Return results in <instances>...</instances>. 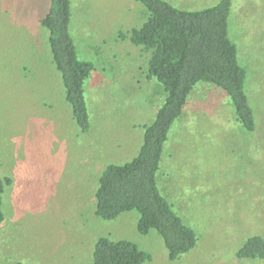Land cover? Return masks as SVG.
<instances>
[{
    "label": "rangeland",
    "instance_id": "obj_1",
    "mask_svg": "<svg viewBox=\"0 0 264 264\" xmlns=\"http://www.w3.org/2000/svg\"><path fill=\"white\" fill-rule=\"evenodd\" d=\"M166 1L194 11L220 0ZM71 2L79 58L94 65L84 87L87 133L72 117L40 24L50 0H0V176L13 180L4 196L0 264H89L100 237L136 244L152 256L147 264H264L236 256L246 239L264 235V0H233L229 22L248 71L256 130L237 123L219 89L200 83L164 146L158 187L198 233L196 247L177 261L155 231L138 233L136 212L115 221L95 216L102 171L138 154L144 126L165 98L146 79L149 55L119 37L142 26L147 11L135 0ZM92 14L99 30L85 28Z\"/></svg>",
    "mask_w": 264,
    "mask_h": 264
},
{
    "label": "trees",
    "instance_id": "obj_2",
    "mask_svg": "<svg viewBox=\"0 0 264 264\" xmlns=\"http://www.w3.org/2000/svg\"><path fill=\"white\" fill-rule=\"evenodd\" d=\"M147 11L146 21L120 39L148 54L146 79L164 91L155 119L144 126L138 154L124 164L109 163L100 175L95 193V216L115 221L136 212L137 231H155L163 240L170 261L193 250L198 233L189 227L158 187L163 149L173 125L180 120L200 83L219 89L228 98L234 119L248 132L256 130V117L246 85L248 71L241 64L237 45L229 35L233 0H220L201 10L178 8L166 0H135ZM71 0H50L40 24L49 32L52 61L59 72L65 99L79 129L87 133L91 118L85 84L94 65L79 58L70 31ZM13 180L0 176V225L5 222L4 196ZM239 260L264 261V235L246 239ZM152 256L127 240L97 239L89 264H147ZM21 264V263H19Z\"/></svg>",
    "mask_w": 264,
    "mask_h": 264
},
{
    "label": "crops",
    "instance_id": "obj_3",
    "mask_svg": "<svg viewBox=\"0 0 264 264\" xmlns=\"http://www.w3.org/2000/svg\"><path fill=\"white\" fill-rule=\"evenodd\" d=\"M71 4H72V2H71ZM71 9H72V7H71ZM46 10V9H45ZM93 10H95V12H97V13H99L101 16L103 15L104 16V12L102 11V10H100L99 8H93ZM71 12H72V10H71ZM45 16V15H44ZM73 16V15H72ZM87 17H90L89 15H87ZM92 17H93V19H92V21L90 20L89 21V25L87 26V25H85V28H88V29H90L91 31H96V30H99L100 28H98V29H95V28H97V26L96 25H98V24H100V23H95V21H100V19L98 18V17H96L95 15H93L92 14ZM72 18V17H71ZM107 18H110L109 16H107ZM103 25H106V24H103ZM90 27H92V28H90ZM76 28H74V32H75V34L77 33V34H80V32H81V30H80V32L78 33L76 30H75ZM104 31H105V29H103ZM110 29L108 28V30L107 31H109ZM104 31H102V32H104ZM101 36H104L105 37V34L103 33V34H100ZM83 37H85V34L83 35ZM95 37H98V36H95Z\"/></svg>",
    "mask_w": 264,
    "mask_h": 264
}]
</instances>
